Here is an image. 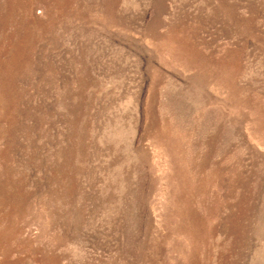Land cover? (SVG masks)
<instances>
[{"label":"rangeland","instance_id":"1","mask_svg":"<svg viewBox=\"0 0 264 264\" xmlns=\"http://www.w3.org/2000/svg\"><path fill=\"white\" fill-rule=\"evenodd\" d=\"M0 264H264V0H0Z\"/></svg>","mask_w":264,"mask_h":264}]
</instances>
